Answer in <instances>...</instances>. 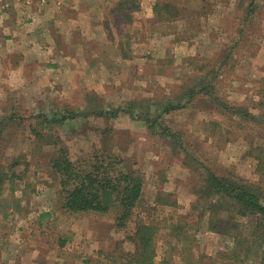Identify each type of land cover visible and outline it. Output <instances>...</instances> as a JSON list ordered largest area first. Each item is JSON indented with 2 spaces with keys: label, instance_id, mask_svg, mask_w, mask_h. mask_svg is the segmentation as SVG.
<instances>
[{
  "label": "rangeland",
  "instance_id": "rangeland-1",
  "mask_svg": "<svg viewBox=\"0 0 264 264\" xmlns=\"http://www.w3.org/2000/svg\"><path fill=\"white\" fill-rule=\"evenodd\" d=\"M13 1L30 5L50 0ZM169 1L180 15L157 21V0H136L138 6L124 13L116 10L119 1L112 0L116 11L106 15V44L96 48L101 42L96 38L93 48L87 42L84 53H65L69 48L64 43L75 42L63 33L58 41L62 56L43 57V45L42 52L31 47L19 55L0 38V119L9 136L0 143V169L9 176V166L17 162L14 171L23 180L16 188L26 181L44 190L37 195L29 187L25 193L15 190V202L8 189L0 195L7 215L0 218V264H100V249L109 250L121 240L125 248L131 246L126 237L137 215L158 229L156 264H257L258 258L239 262L225 256L234 246L230 236L197 221L202 207L193 208L197 197L192 186L200 173L184 161L193 155L184 158L183 147L169 143L158 126L150 127L137 113L156 117V101L174 99L186 84L207 73L212 93L246 105L257 116H231L209 95L200 94L185 97L182 108L158 119L177 130L185 149L216 173L254 182L264 192V0ZM65 57L72 59L68 70L55 72L46 65ZM131 103L134 112L121 111L115 118L85 116L87 109L127 108ZM63 108L85 112L64 124L43 121ZM34 128L49 141L38 142ZM62 145L73 159L100 149L115 153L128 169L142 174L143 193L126 226L116 227V206L108 213H65L58 176L49 167ZM8 182L5 178L3 185ZM3 196L13 202L4 203ZM44 211L52 214L38 223ZM218 215L224 221L232 218L229 212ZM236 218L246 220L239 214ZM61 235L68 236L64 246L58 243Z\"/></svg>",
  "mask_w": 264,
  "mask_h": 264
},
{
  "label": "trees",
  "instance_id": "trees-1",
  "mask_svg": "<svg viewBox=\"0 0 264 264\" xmlns=\"http://www.w3.org/2000/svg\"><path fill=\"white\" fill-rule=\"evenodd\" d=\"M135 1L119 0L116 10L124 13L123 11L127 12V9L136 8L138 4ZM116 10L114 8L112 10L114 15ZM153 12L157 21L173 20L180 15L178 6L169 0H157L154 4ZM126 16L129 17V14L126 13ZM125 55L127 56V54ZM208 79V74L205 73L196 78L192 85L187 86L186 84L174 99L166 98L163 101H156L160 108L156 117H151L149 113H136L137 116L145 119L150 127L158 126L161 129L160 136L171 140L169 143L173 142L176 146L183 147L184 158H189L193 155V160H191V157L184 161L189 167H192L193 164V169L200 173V179L195 181L192 186L193 193L197 197V204L193 208L197 210L198 207H202L198 212L197 221H204V223H207L208 228L224 231L230 236V246L231 241H233L234 246H231V252L225 253V256L234 258L239 262L258 258L257 264H264V192L254 182L216 173L212 168L195 157L194 154L185 149L180 139V133L177 130L163 124L158 119L165 113L182 108L185 105V97L189 99L200 94L209 95L217 108H221L223 112L231 116H236L243 120L254 119L257 116L246 105L229 103L212 93ZM135 106V103H131L127 108L124 106L95 107L87 109L85 116L93 114L95 117L111 119L117 117L121 111L134 112ZM263 111L264 109L262 108L260 113L262 117H264ZM84 112L85 110L82 109L75 111L71 108H63L61 113L52 114L51 117H46L43 121L64 124L74 120ZM8 120L10 121V118ZM1 124L4 125V122L0 119V143L6 141L5 138L9 137L4 132V127ZM33 134L38 142L41 140L49 141L46 139V134L40 129L34 128ZM197 160L199 162H193ZM15 165H18L17 162H13L9 166L12 171L9 176L8 171L4 172V168L0 169V195H3L8 189L11 199L15 202L13 198H16L15 192L19 189L25 193L26 188L29 187L34 195L44 191L37 188L35 184L26 181L23 183L24 186L17 189L16 186H18V183L21 185L19 181L23 180V176L15 173L13 167ZM49 167L58 176L60 185L58 191H60L61 206L65 213H108L112 210V207L116 206L119 208V213L115 219L116 227H124L131 220L133 211L143 193L144 178L140 172L128 169L123 158L119 155L105 153V150L100 149L93 155L79 156L73 159L69 155L68 147L62 145L50 157ZM5 178H8L9 186L3 185ZM2 199L6 204H9L10 201L13 202L8 197L3 196ZM202 200L205 201L204 204H202ZM2 212L0 208L1 219L7 216L6 213ZM221 212L231 213L230 216L232 218L225 221L220 219L221 216L218 214ZM51 214L49 211L41 212L38 223L42 221L43 217ZM238 214L245 217V222L236 218ZM134 226L132 233L126 237V240L130 241L131 246L125 248L123 246L124 240H121L109 250L100 249L99 254L102 260L100 264H156V233L158 231L156 225L152 221H145L137 215ZM244 229L249 232L245 233ZM67 240V235H61L58 238V243L60 246H64Z\"/></svg>",
  "mask_w": 264,
  "mask_h": 264
},
{
  "label": "crops",
  "instance_id": "crops-1",
  "mask_svg": "<svg viewBox=\"0 0 264 264\" xmlns=\"http://www.w3.org/2000/svg\"><path fill=\"white\" fill-rule=\"evenodd\" d=\"M102 1L95 3L94 0H91L89 3L88 0H50L46 4L34 2L25 5L13 0H6L0 5V38H5L8 46L17 48L19 55H24V50L31 47L34 49L40 47V52H42L41 45H43L41 53L43 57L50 54L62 56L64 53L61 50L62 45L59 43L64 36L61 33L65 35L66 40L70 41L73 38L75 42L74 45L64 43L63 46L69 48L67 51L64 49L65 53H84L83 50L87 42L93 48L96 38H101V42L96 47L98 48L106 44L102 43V40L107 36L104 31L106 15L115 5L112 0ZM106 9L108 10L106 11ZM81 30L83 31L81 32ZM71 33L74 36L67 37ZM2 47L1 51L5 49L4 45ZM65 58L63 60L58 58L56 61L47 60L46 65L53 66L52 71L55 72L68 70L67 67L72 66L70 61L72 59ZM31 61H34L33 56ZM4 241L8 244L7 240Z\"/></svg>",
  "mask_w": 264,
  "mask_h": 264
}]
</instances>
